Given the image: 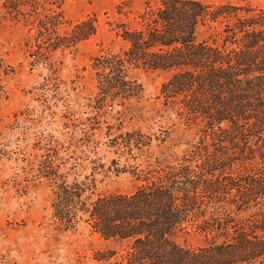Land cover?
Listing matches in <instances>:
<instances>
[{"label":"trees","instance_id":"1","mask_svg":"<svg viewBox=\"0 0 264 264\" xmlns=\"http://www.w3.org/2000/svg\"><path fill=\"white\" fill-rule=\"evenodd\" d=\"M129 3L119 0L116 12L124 14ZM59 20L38 21L27 52L74 47L97 30L88 15L62 35ZM110 24L126 45L100 47L89 58L95 92L88 105L108 114L140 98L132 68L168 71L158 96L194 134L176 155L151 151L168 147L167 129L115 134L121 170L136 182L129 192H102L93 171L79 177L70 171L75 165L61 170L63 161L43 160L53 221L63 230L83 223L123 243L119 252H97L112 264H264V1L145 0L134 24ZM200 26L206 30L198 37ZM140 156L145 163L128 162ZM189 230L203 242L188 246L173 238Z\"/></svg>","mask_w":264,"mask_h":264},{"label":"rangeland","instance_id":"2","mask_svg":"<svg viewBox=\"0 0 264 264\" xmlns=\"http://www.w3.org/2000/svg\"><path fill=\"white\" fill-rule=\"evenodd\" d=\"M216 1L254 6L264 0ZM118 2L0 0V264H112L113 259H98L97 252L108 248L119 252L124 246L83 223L74 230L58 227L50 215L49 182L40 172L43 160L63 161L61 170L75 165L70 171L79 177L93 171L102 192H129L136 182L121 170L125 160L113 146L115 134L130 128L144 133L169 130L168 147L153 146L155 155L161 149L180 154L193 137L194 130L186 128L158 96L168 71L132 68L130 76L142 85L140 98L115 105L108 114L88 105L95 92L89 58L100 47L119 51L126 45L110 21L134 24L145 6V0H130L125 13L119 14ZM58 15L59 34H66L73 22L88 15L95 17L97 30L74 47L37 53L39 58L36 52H27L38 21H52ZM205 30L200 26L198 37ZM145 159L140 156L128 162L142 164ZM253 213L251 209L240 215ZM173 238L188 246L203 242L194 230L178 231Z\"/></svg>","mask_w":264,"mask_h":264}]
</instances>
